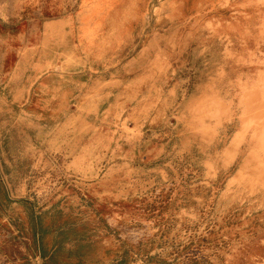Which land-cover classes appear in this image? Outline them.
Here are the masks:
<instances>
[{"label": "rangeland", "instance_id": "rangeland-1", "mask_svg": "<svg viewBox=\"0 0 264 264\" xmlns=\"http://www.w3.org/2000/svg\"><path fill=\"white\" fill-rule=\"evenodd\" d=\"M79 9L97 19L82 42ZM0 17L24 36L0 64V187L77 227L43 260L0 225V264H264V0H0Z\"/></svg>", "mask_w": 264, "mask_h": 264}, {"label": "crops", "instance_id": "crops-1", "mask_svg": "<svg viewBox=\"0 0 264 264\" xmlns=\"http://www.w3.org/2000/svg\"><path fill=\"white\" fill-rule=\"evenodd\" d=\"M89 13L80 12V9L78 11V14L76 15L77 24L75 25V32H76V38L75 40L78 42L85 41L89 36L91 31L93 32L96 28V21L97 19L89 18L87 15ZM83 15L85 17H83ZM88 18H87V17ZM61 20L57 21L60 22ZM63 24L68 23L69 29H68V36L70 37V41H72L73 36V27H71L72 23L67 20H62ZM5 24H8L7 20H2L0 17V41H4L5 43H11L15 49L11 50H5L2 56V59H0V64H5L8 60L7 58L10 56L15 57L18 59V48L17 46L23 44L24 36L23 34H17L18 32V21L15 23H10L11 26L15 28L14 32L16 33L15 36H12V33L10 34V30L12 28L5 27ZM4 29V30H3ZM22 30V29H21ZM20 32V31H19ZM74 38V37H73ZM5 78V75L0 73V82L3 81ZM12 90L0 89V95H4L5 93L12 94ZM16 95L19 93L20 95H23L24 91L23 89H16L15 90ZM4 105H6L3 102ZM23 130L21 131V135H23ZM23 137V136H21ZM0 191L3 194V200L0 204V207L2 209H8L7 213L3 211V214L0 216V225L5 227V230H1V232L6 233L8 237H14L16 241L20 244V246L23 247V249L30 250L31 247L36 249V258L39 259H51L52 256L56 254L57 249L62 247L63 245V238L64 234L67 231H74L77 229V227H73V224H68V220L63 219L65 216V213H62L64 211L63 207L61 206L60 202L57 201L56 203H53L52 205L48 206L47 208L43 210L34 209V207L30 204V206L33 208L32 213L25 214L23 211H19V209L22 207L24 208V205H29L27 201L23 199H14V196L12 194V189L10 187H0ZM59 202V203H58ZM59 207L60 211L57 209ZM17 209L12 215L10 210ZM48 237V238H47ZM51 238L52 243L48 246L45 243V239L48 240ZM6 255V254H5ZM33 264V263H31Z\"/></svg>", "mask_w": 264, "mask_h": 264}]
</instances>
